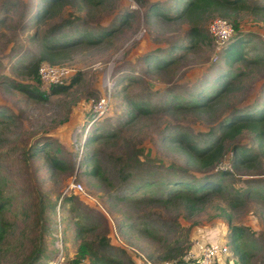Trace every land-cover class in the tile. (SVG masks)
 Listing matches in <instances>:
<instances>
[{"label": "rangeland", "instance_id": "obj_1", "mask_svg": "<svg viewBox=\"0 0 264 264\" xmlns=\"http://www.w3.org/2000/svg\"><path fill=\"white\" fill-rule=\"evenodd\" d=\"M36 1L0 0V264H51L59 252L55 264H66L75 253L77 222L96 245L105 233L104 253L125 264L185 259L195 240L225 243L228 255L220 264H244L228 236L229 224L239 225L246 264H264V147L244 164L229 162L234 145L254 151L250 132L223 141L219 161L203 171L220 189L203 196L196 209L180 198L159 200L161 179L198 174L166 140L183 132L205 145L219 133L223 116L260 97L264 19L252 7L264 0H243L235 16H225L234 17L237 33L252 36L241 45L245 55L229 64L221 57L224 44L216 49L207 32L217 12L200 22L202 38L189 34L192 25L182 17L143 19L148 4L168 3L159 5L166 8L169 0H56L38 19L30 4ZM88 33L96 39L86 41ZM169 46H178L169 64L153 69L144 63V55ZM47 53L69 67L65 84L74 78L62 92L50 93L30 73ZM226 69L234 75L232 89L206 109L166 106L189 99L195 84ZM18 84L43 95L29 96ZM107 92V109L89 122L92 104ZM130 100L147 111L135 113ZM93 132L99 135L85 143ZM83 150L96 160L94 176L86 173L83 157L78 161ZM51 155L58 166L47 167ZM76 182L80 190L70 187Z\"/></svg>", "mask_w": 264, "mask_h": 264}, {"label": "trees", "instance_id": "obj_2", "mask_svg": "<svg viewBox=\"0 0 264 264\" xmlns=\"http://www.w3.org/2000/svg\"><path fill=\"white\" fill-rule=\"evenodd\" d=\"M56 0H37L36 2H31L36 8L33 10V15L38 19L41 15L45 14L52 3ZM83 2H88L90 0H81ZM98 1V0H95ZM172 5L166 8H162L159 5H164V3L153 1L146 6L143 11V19L151 21L152 17L157 14H162L165 19L169 18H184L189 23H191L192 28L189 31L191 36L199 35L204 38L200 27V22L207 17L208 14L217 12L222 17L228 19L234 28V33L227 39V41L222 46V54L224 63L229 64L234 60H238L245 55L242 50V44L246 45L252 40L250 34L240 35L236 32L237 24L234 23V17L231 19L225 17L233 15L240 10V2L243 0H169ZM168 4V3H166ZM164 5V7L166 6ZM255 11L263 13L264 19V3H255L253 5ZM218 15V16H220ZM86 41H92L96 38H90V34L83 35ZM178 46H186L185 43L178 44ZM178 46H169L165 50H157V52H151L143 56V61L149 67L153 69H158L169 64L173 60V49ZM241 47V48H240ZM156 53V54H154ZM166 57V58H165ZM41 61H47L48 63L55 64L57 61L49 53L42 55L40 57ZM36 64L30 70V73L37 78L36 74ZM234 75L231 71L226 69L217 72V74L212 75L208 78L203 79L201 82L194 85L192 91L190 92L189 99L173 100L166 104L167 107H174L177 110L194 108L206 109L209 103L214 100L219 99L225 93L232 89L234 80L232 81ZM74 78L70 80L69 83L73 81ZM68 84H54L49 86L50 93H58L64 91ZM18 90L26 91L29 90V96H41L43 95L38 89H29L26 85L18 84ZM195 93V94H194ZM131 110L135 113L146 112L147 108L144 103L129 101ZM2 111H0V114ZM130 115V114H128ZM91 125V123L89 124ZM217 131L219 132L214 136L213 140L207 144L196 145L190 139H188L183 132H179L170 136L166 141L170 144H175L177 149L184 155L185 163L190 166L198 174H185L180 173L175 175L167 181L161 179L164 184L163 195L161 199L168 201L172 198H180L184 204L190 209H196L197 205L201 202L203 196H206L209 192L218 191L220 189V184L218 180L212 178L207 173L203 174V171L208 169L210 166L215 165L222 154L223 151V141L228 138H233L240 132L246 130L251 133V137L256 143L254 151L245 149L244 145H234L233 155L230 157V164L237 165L239 162L244 164L250 160H253L259 152H261L264 147V86H262V92L258 99H255L251 104L243 105L237 110H232L228 115L223 116L217 123ZM94 133V132H93ZM91 134V136H84L85 143L91 142L94 135H99L98 133ZM84 143V145H85ZM85 149V148H84ZM42 153H47L49 151L48 142H43L42 148L39 149ZM51 162L47 163V167L58 166L59 158L51 155ZM78 161L83 159L81 163H84L89 168L87 169V174L94 176L97 174L96 160L92 153H85L84 150L79 156ZM174 173V172H173ZM187 176V177H186ZM149 184L148 182H145ZM144 183V184H145ZM72 197V196H71ZM1 203V202H0ZM1 210V205H0ZM104 219V218H103ZM4 223L0 218V241L4 236ZM94 228V227H92ZM86 226L77 222L76 226V238L78 239L74 256L71 257L66 264H78L81 259H89L91 264H125L124 260L114 256L105 254L103 249L108 246V241L106 240L105 233L98 238V245L95 244L94 239L90 240L83 236L86 231ZM229 239L233 250L240 262L246 264V251L242 247V237L244 234V227L239 225L229 224ZM169 259V263L165 264H190L189 260H184L182 258L175 259L174 257H166Z\"/></svg>", "mask_w": 264, "mask_h": 264}, {"label": "built area", "instance_id": "obj_3", "mask_svg": "<svg viewBox=\"0 0 264 264\" xmlns=\"http://www.w3.org/2000/svg\"><path fill=\"white\" fill-rule=\"evenodd\" d=\"M207 32L213 42L216 44L215 48L219 49L227 39L234 33V28L232 23L218 15L211 17L207 23ZM261 38L264 39V30L260 33ZM69 67L64 64H52L47 61H40L36 68V74L38 80L47 86L54 84L66 83L69 76ZM107 96L99 97L92 104V113L93 116L89 122H92L93 119L101 116L108 107L109 103V92ZM73 190H80V183H71L70 186ZM192 249H189L185 254L184 260H189L190 264H220L221 258L228 255V247L225 243H216L205 242L200 240H195L191 246ZM61 250V246H60ZM62 254L59 252L56 257L52 260L51 264H55L60 260ZM78 264H91L85 259H81Z\"/></svg>", "mask_w": 264, "mask_h": 264}]
</instances>
